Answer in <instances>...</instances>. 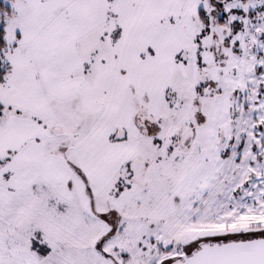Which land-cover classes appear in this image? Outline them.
I'll list each match as a JSON object with an SVG mask.
<instances>
[{
    "label": "snow or ice",
    "instance_id": "obj_1",
    "mask_svg": "<svg viewBox=\"0 0 264 264\" xmlns=\"http://www.w3.org/2000/svg\"><path fill=\"white\" fill-rule=\"evenodd\" d=\"M0 264H264V0H0Z\"/></svg>",
    "mask_w": 264,
    "mask_h": 264
}]
</instances>
